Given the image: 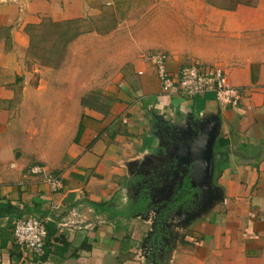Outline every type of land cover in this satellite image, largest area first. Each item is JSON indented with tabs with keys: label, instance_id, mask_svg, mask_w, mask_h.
Returning a JSON list of instances; mask_svg holds the SVG:
<instances>
[{
	"label": "crops",
	"instance_id": "obj_1",
	"mask_svg": "<svg viewBox=\"0 0 264 264\" xmlns=\"http://www.w3.org/2000/svg\"><path fill=\"white\" fill-rule=\"evenodd\" d=\"M44 34L54 38L48 47ZM158 39L165 50H150ZM156 50L169 54L171 72L187 60L220 66L243 97L228 106L208 92L195 112L192 98L162 90L148 57ZM94 88H103L101 105L86 99ZM144 107L148 126L150 115L174 124L220 119L218 195L153 244L151 215L123 203L134 161L152 155ZM39 137L51 145L47 155L29 144ZM260 144L264 0H0V203L21 211L0 207V264H264ZM35 164L62 187L50 191L29 172ZM31 214L48 217L34 259L12 233L13 221Z\"/></svg>",
	"mask_w": 264,
	"mask_h": 264
},
{
	"label": "flooded vegetation",
	"instance_id": "obj_2",
	"mask_svg": "<svg viewBox=\"0 0 264 264\" xmlns=\"http://www.w3.org/2000/svg\"><path fill=\"white\" fill-rule=\"evenodd\" d=\"M154 120L152 155L138 167H133L137 168L148 191L139 190L138 195H131L130 199L143 216L151 215L152 232L148 236L151 244L159 239L161 232L169 234L171 239L172 225L187 222L205 202L202 192L205 182L199 183L201 180L197 178L198 183L193 185L190 177L194 163L192 145L200 135V125L194 121L193 115L187 116L181 124L156 117ZM214 184L212 177V191ZM162 188L163 191H159ZM170 239L166 243L170 244Z\"/></svg>",
	"mask_w": 264,
	"mask_h": 264
},
{
	"label": "built area",
	"instance_id": "obj_3",
	"mask_svg": "<svg viewBox=\"0 0 264 264\" xmlns=\"http://www.w3.org/2000/svg\"><path fill=\"white\" fill-rule=\"evenodd\" d=\"M148 57L155 65L164 92L170 93L174 90L186 98L212 92L220 104L228 106H237L245 93L244 87L234 86L228 82L226 72L220 66L188 61L177 71L171 72L167 67L168 55L165 52L152 51ZM29 172L38 176L50 191H57L62 187L60 176L50 173L44 166L32 165ZM47 221L48 217L34 214L18 217L13 221L14 241L30 259L43 253Z\"/></svg>",
	"mask_w": 264,
	"mask_h": 264
},
{
	"label": "water",
	"instance_id": "obj_4",
	"mask_svg": "<svg viewBox=\"0 0 264 264\" xmlns=\"http://www.w3.org/2000/svg\"><path fill=\"white\" fill-rule=\"evenodd\" d=\"M220 119L217 115L208 117L204 125L200 124V135L193 143L192 155L194 159L193 168L190 173L192 184H196L195 180H201L199 183L205 182L203 186L204 197L208 200L215 198L218 191L211 190V183L214 169V145L219 132ZM179 155H181L179 153ZM178 154L176 155V158ZM190 219V218H189ZM181 225V224H180Z\"/></svg>",
	"mask_w": 264,
	"mask_h": 264
},
{
	"label": "rangeland",
	"instance_id": "obj_5",
	"mask_svg": "<svg viewBox=\"0 0 264 264\" xmlns=\"http://www.w3.org/2000/svg\"><path fill=\"white\" fill-rule=\"evenodd\" d=\"M44 37H45V39H44V41H43V43L44 44H42V45H44V47H48L52 42H53V37H52V35H47V34H44ZM163 43V41L162 40H160V39H158L157 41H156V43H155V45L154 46H152L151 48H149L150 50L151 49H162V50H165V48H163V46L161 45ZM167 51V50H166ZM169 55V54H168ZM190 59V58H189ZM188 61H197V60H187V61H185V63L186 62H188ZM178 70V69H177ZM177 70H175V71H177ZM130 73V72H129ZM131 75V74H130ZM127 79L128 80H132L133 81V79H132V77L131 76H129L128 75V77H127ZM130 84V83H129ZM132 84H136V83H131V85ZM101 90H103V88H94V89H91V90H88V92L86 93V99H87V101H90V102H92V103H94V104H100L101 105V103H100V98L102 97V93H101ZM172 93H177L176 91H174L173 90V92ZM178 94V93H177ZM181 96V95H180ZM183 97V96H182ZM192 98V97H191ZM141 110H143L144 112H145V114H146V116H145V120H144V124H145V126H146V128H148L147 130H145V126H144V128H143V131H142V133H143V135H146L147 137H148V135H152L153 134V131H154V124H155V120H154V116H152V115H150V117H151V125L150 126H148L147 125V118L148 119H150L149 118V110L147 109V107H144L143 109H141ZM137 111H139V109H137ZM136 111V112H137ZM133 116V118L132 119H130V121H131V123H132V127H131V131H133V132H131V133H134V131H135V129L138 127L136 124H137V122H138V119H137V117H136V115H132ZM147 117V118H146ZM136 119V120H135ZM137 127H136V126ZM138 129V128H137ZM126 131H127V129H126ZM130 131V130H129ZM137 135V134H136ZM135 135V136H136ZM126 136H128L127 134H126ZM124 137V136H122L124 139L122 140V142L124 143L125 141H127V140H129L127 137ZM138 136V135H137ZM119 143H121V142H119ZM29 144L30 145H33V148H35V149H37V147H39L40 148V150H45V153H46V155H47V147H50L51 145H50V143H48V142H46V137H39V140H37V139H35L34 141L32 140L31 142H29ZM141 159V158H140ZM139 160H135L134 162H136V165L134 164V166L133 167H138L139 165H141V164H139V162H138ZM132 167V168H133ZM129 174H130V179L132 180V182H131V185L128 187V186H126V188H125V192H124V196H125V200H124V202L123 203H126V206H127V204L128 203H130V199H131V195H138V192H139V190H143V192H146V191H148V188H144V186H143V183L141 182V178H140V176H139V174H138V172H137V168H133V169H131L130 168V171H129ZM170 189V188H169ZM145 190V191H144ZM159 191H163V188L162 189H159ZM147 193V192H146ZM143 194H145V193H143ZM129 205V204H128Z\"/></svg>",
	"mask_w": 264,
	"mask_h": 264
},
{
	"label": "trees",
	"instance_id": "obj_6",
	"mask_svg": "<svg viewBox=\"0 0 264 264\" xmlns=\"http://www.w3.org/2000/svg\"><path fill=\"white\" fill-rule=\"evenodd\" d=\"M208 93V92H207ZM207 93H204L202 95H196L194 97H192V102H193V107H194V110L195 112H198L200 111L203 106H204V102L207 98L210 97V95H208ZM80 130H81V125L79 127V130H78V134L80 133ZM242 148L244 150L245 153L249 152V151H252V150H249V146L248 145H242ZM256 149L254 150L253 153H255L254 155L258 156L257 158L259 159L260 156L262 154H264V150H263V144H260V145H257L255 147ZM252 153V154H253ZM142 202H140L141 204ZM0 207H4L7 211H9L8 209H10V211L14 212L17 216L18 215H21V211H19L16 207H13L12 205H10L9 203H5V204H1L0 203ZM130 207L134 210H137L136 206L135 205H130ZM129 209V207H125V210L127 211ZM46 229H47V223H46ZM48 233V231H47Z\"/></svg>",
	"mask_w": 264,
	"mask_h": 264
}]
</instances>
